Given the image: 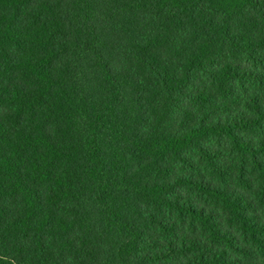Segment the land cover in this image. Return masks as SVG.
<instances>
[{"label":"trees","instance_id":"trees-1","mask_svg":"<svg viewBox=\"0 0 264 264\" xmlns=\"http://www.w3.org/2000/svg\"><path fill=\"white\" fill-rule=\"evenodd\" d=\"M0 264H264V0H0Z\"/></svg>","mask_w":264,"mask_h":264}]
</instances>
